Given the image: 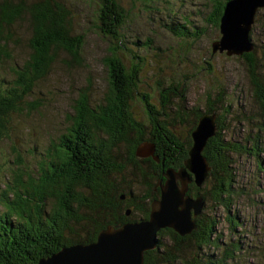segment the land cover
I'll use <instances>...</instances> for the list:
<instances>
[{
    "label": "trees",
    "instance_id": "obj_1",
    "mask_svg": "<svg viewBox=\"0 0 264 264\" xmlns=\"http://www.w3.org/2000/svg\"><path fill=\"white\" fill-rule=\"evenodd\" d=\"M90 1L96 5L93 25L108 45L100 59L106 70V90L92 104L90 86L82 89L74 100L73 111L66 115L64 131L47 147L35 170L27 167L18 150L15 167L6 176L1 175L0 169V180L4 177L0 183V264H36L62 247L95 241L98 233L107 227L148 218L152 201L160 197L158 183L164 181L163 172L184 167L192 145L191 133L204 114L215 116V132L207 138L202 150L209 169L200 185L190 174L192 182L188 184L187 195L202 197L204 205L211 202L213 211L191 215L194 227L184 235L171 228H161L158 243L162 244L161 239L166 238L169 244L162 250L157 246L147 250L142 264L236 262L241 240L237 235L224 239L225 244L222 242V235L216 229L219 224L216 209L223 208L232 229L242 225L241 216L233 209L236 198L243 194L234 165L238 155H258L262 150L264 44L262 50L255 49L250 31L252 50L230 55L226 50L213 51V43L221 37L217 30L229 0H208L207 14L197 28H193L190 16L183 14L181 23L165 25L177 37L194 39L214 32L209 56L218 53L242 60L252 103L257 109L253 135L243 139L228 137L225 120L232 114L229 93L223 82L214 87L208 84L202 98L190 108L189 132L182 138L173 129L176 122L170 119L172 115L167 109H175L177 120L184 119L183 101L190 76L179 81L169 78L161 88L154 85L150 91L142 90L143 56L137 52L131 55L125 44L127 11L118 0ZM23 17L30 26L27 43L30 54L26 62L12 69L10 85L0 86V136L8 130L12 114L20 113L26 106V97L35 83L51 71L59 53L63 52L68 62L77 66L85 60L86 36L74 31L73 12L65 0H0V25H13ZM4 40L1 35V59L9 57ZM143 43L146 46H140L145 52L150 39ZM205 63L211 65L208 60ZM156 94L157 102L152 101ZM138 103L143 106L142 115L134 109ZM144 144L152 150L147 157L138 152ZM257 167L262 168L259 162ZM260 189L264 190V186L258 192ZM99 217L102 223L96 222ZM90 224L94 230L90 227L86 232L85 227ZM77 228L84 232H76ZM80 234L83 238L74 241ZM208 250L219 254L214 256Z\"/></svg>",
    "mask_w": 264,
    "mask_h": 264
},
{
    "label": "rangeland",
    "instance_id": "obj_2",
    "mask_svg": "<svg viewBox=\"0 0 264 264\" xmlns=\"http://www.w3.org/2000/svg\"><path fill=\"white\" fill-rule=\"evenodd\" d=\"M65 1L73 12L74 31L84 33L86 36L83 52L84 63L77 66L68 62L63 52L59 53L51 71L46 77L35 83L32 92L26 97L27 102L26 106L22 107L23 110L20 113L12 114L8 123V130L0 136L2 176H6L7 171L10 172L15 167V152L17 150L22 155L27 167L32 170L36 169L37 163L47 147L64 131L67 125L66 115L73 111L74 100L85 86H90V102L92 104L100 100L106 90V70L100 59L106 53L108 45L106 38L98 36L93 25L92 18L96 5L90 0ZM118 1L128 15L127 26L124 28L125 44L131 49V55L137 52L144 59L141 75L143 82L140 88L150 91L154 85L155 87L160 85L161 88L169 78L179 81L183 76H190L189 80L186 81L187 97L183 101L186 106L183 107L186 112L184 119L177 120L178 118L174 117L175 109H167L172 115L170 119L176 122L173 129L179 136L183 138L189 132L190 123L188 120L192 116L190 115V108L202 98L208 84L210 87L211 85L214 87L215 84L219 86L222 82L227 93H229L227 97L232 111V114L227 116L225 120L227 136L243 139L253 135L256 130L253 128V121L257 109L252 103L242 60L235 56L226 57L224 54L218 53L209 56L211 38H213L211 36L214 35V32L192 39L191 36L177 37L165 27V25L173 26L176 23H181V15L183 14L190 16L188 19L193 28H197L202 24L204 15L207 14L208 0ZM258 9L260 11L255 15L251 37L255 49L262 50L263 45L261 44H264V8L258 7ZM188 32H190V28ZM217 33L219 34V30ZM1 35L7 42L6 48L9 57L3 56L2 59L0 57V86L7 87L13 79L12 69L26 62L30 54V48L27 45L30 37L28 20L23 17L15 21L13 25L1 24L0 37ZM146 38L150 39V45L147 44L149 49L143 52L142 47L146 46L143 42L146 41ZM207 60L211 65L205 63ZM64 61L68 65H65ZM211 68L213 73L216 72L217 74H213ZM217 75L218 77L215 78ZM211 78L217 81L213 82ZM216 90L217 87H215ZM157 96L156 94L152 97V101L157 102ZM134 109L141 115L144 113L141 103L135 105ZM262 134L261 152L258 155H238L234 165L237 183L241 186L240 189L243 190V194L236 198L233 209L241 216L242 225L232 229L226 220L223 208L216 209V214L219 215V224L216 229L222 235V242L224 239L229 240L239 235L242 244L241 252L235 258L236 262L229 264H264V190L260 189L258 192V188L264 186V132ZM144 149L146 148L144 147ZM147 151L146 149L145 153ZM258 162L262 168L257 167ZM130 177L138 180L134 175H130ZM117 178L120 179V177ZM211 204V202L206 203L201 212L213 211ZM97 219L96 222L102 223L103 220L100 217ZM90 227L94 230L90 224V226L86 225V232ZM76 232L83 233L84 230L77 228ZM89 233L91 234V230ZM81 235L73 240L82 239ZM156 240V246L159 250H162L170 242L168 239L162 238V244L158 243V234H156ZM76 244L80 243H74V245ZM208 251L211 252V250ZM212 252L215 254L214 256H218L217 252L213 250Z\"/></svg>",
    "mask_w": 264,
    "mask_h": 264
},
{
    "label": "water",
    "instance_id": "obj_3",
    "mask_svg": "<svg viewBox=\"0 0 264 264\" xmlns=\"http://www.w3.org/2000/svg\"><path fill=\"white\" fill-rule=\"evenodd\" d=\"M258 7L264 8V0L227 1L219 24L221 37L213 43V51L226 50L230 55L252 50L250 31ZM215 129L214 115L204 114L198 119L184 167L163 172L164 181L158 183L160 197L152 201L148 218L129 221L117 228L107 227L95 241L62 247L36 264H141L144 252L156 247V234L161 228H171L181 235L189 233L194 227L191 215L196 216L204 208L202 197L187 195L188 184L192 182L190 174L197 185L204 180L209 165L202 150ZM144 145L147 153H142ZM144 145L138 152L147 156L152 152L151 146Z\"/></svg>",
    "mask_w": 264,
    "mask_h": 264
},
{
    "label": "bare ground",
    "instance_id": "obj_4",
    "mask_svg": "<svg viewBox=\"0 0 264 264\" xmlns=\"http://www.w3.org/2000/svg\"><path fill=\"white\" fill-rule=\"evenodd\" d=\"M220 33V32H219ZM242 54V53H241ZM153 149V148H152ZM147 157V156H146ZM163 178H164V176H163ZM157 189L159 190V188H158V186H157ZM158 232V231H157ZM232 237V236H231ZM240 238V237H239ZM212 251V250H211ZM219 254V253H218Z\"/></svg>",
    "mask_w": 264,
    "mask_h": 264
}]
</instances>
